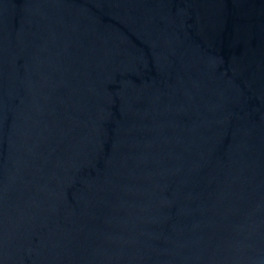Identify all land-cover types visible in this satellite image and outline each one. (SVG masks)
I'll return each mask as SVG.
<instances>
[{
    "label": "water",
    "instance_id": "1",
    "mask_svg": "<svg viewBox=\"0 0 264 264\" xmlns=\"http://www.w3.org/2000/svg\"><path fill=\"white\" fill-rule=\"evenodd\" d=\"M0 264H264V0H0Z\"/></svg>",
    "mask_w": 264,
    "mask_h": 264
}]
</instances>
